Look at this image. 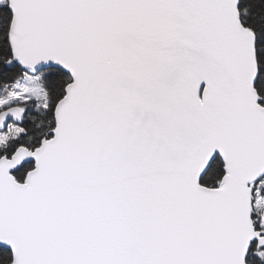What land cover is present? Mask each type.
Wrapping results in <instances>:
<instances>
[{"label":"snow or ice","instance_id":"6c2138e0","mask_svg":"<svg viewBox=\"0 0 264 264\" xmlns=\"http://www.w3.org/2000/svg\"><path fill=\"white\" fill-rule=\"evenodd\" d=\"M0 264H264V0H0Z\"/></svg>","mask_w":264,"mask_h":264}]
</instances>
